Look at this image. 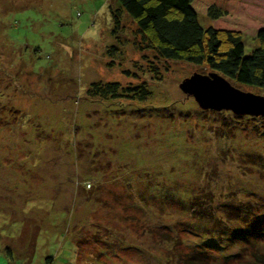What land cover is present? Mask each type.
Here are the masks:
<instances>
[{
	"label": "rangeland",
	"instance_id": "rangeland-1",
	"mask_svg": "<svg viewBox=\"0 0 264 264\" xmlns=\"http://www.w3.org/2000/svg\"><path fill=\"white\" fill-rule=\"evenodd\" d=\"M154 44L115 0H0V264H264V119L200 108L178 84L214 71Z\"/></svg>",
	"mask_w": 264,
	"mask_h": 264
},
{
	"label": "trees",
	"instance_id": "trees-1",
	"mask_svg": "<svg viewBox=\"0 0 264 264\" xmlns=\"http://www.w3.org/2000/svg\"><path fill=\"white\" fill-rule=\"evenodd\" d=\"M115 1L136 23L142 34H151L155 40L154 48L160 56L193 64L205 63L223 77L257 87L264 92V46L258 45L250 54L244 55L240 38L228 33L227 48L222 49V40L217 30L211 26L202 28L197 21V15L203 14L212 21L221 20L243 31L249 24L259 25L256 29L250 28L248 33L264 44V4L261 5L258 0ZM112 18L114 27L118 26L119 19L115 11ZM110 48L108 53L116 51L115 47ZM130 89L120 88L118 83L96 82L90 84L88 93L106 99L117 97L119 90L120 95L125 97ZM49 262L50 258H47L46 264Z\"/></svg>",
	"mask_w": 264,
	"mask_h": 264
},
{
	"label": "water",
	"instance_id": "water-1",
	"mask_svg": "<svg viewBox=\"0 0 264 264\" xmlns=\"http://www.w3.org/2000/svg\"><path fill=\"white\" fill-rule=\"evenodd\" d=\"M184 94L191 96L202 109L229 110L238 115L264 119V96L233 87L216 72L193 74L178 84Z\"/></svg>",
	"mask_w": 264,
	"mask_h": 264
}]
</instances>
